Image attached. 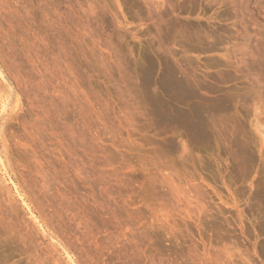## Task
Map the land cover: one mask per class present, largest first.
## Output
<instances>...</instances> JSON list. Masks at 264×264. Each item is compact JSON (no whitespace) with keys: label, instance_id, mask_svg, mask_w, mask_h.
Wrapping results in <instances>:
<instances>
[{"label":"rangeland","instance_id":"1","mask_svg":"<svg viewBox=\"0 0 264 264\" xmlns=\"http://www.w3.org/2000/svg\"><path fill=\"white\" fill-rule=\"evenodd\" d=\"M0 264H264V0H0Z\"/></svg>","mask_w":264,"mask_h":264}]
</instances>
